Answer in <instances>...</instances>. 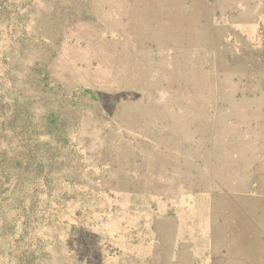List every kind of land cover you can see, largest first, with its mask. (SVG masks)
I'll return each instance as SVG.
<instances>
[{"label": "rangeland", "instance_id": "obj_1", "mask_svg": "<svg viewBox=\"0 0 264 264\" xmlns=\"http://www.w3.org/2000/svg\"><path fill=\"white\" fill-rule=\"evenodd\" d=\"M251 15L0 0V264H264V124L228 125L264 105Z\"/></svg>", "mask_w": 264, "mask_h": 264}, {"label": "crops", "instance_id": "obj_2", "mask_svg": "<svg viewBox=\"0 0 264 264\" xmlns=\"http://www.w3.org/2000/svg\"><path fill=\"white\" fill-rule=\"evenodd\" d=\"M262 7V6H261ZM243 12H248L245 10H241L238 8H235V10H232L228 17L233 16H240ZM250 20L253 21V26H247L246 28L240 27V26H233V28L240 34L243 35V37L251 43V45L255 48L262 47L264 48V21H259L256 18H252V15L250 17ZM263 22V23H262ZM257 24V25H256ZM236 116H235V123H228L229 130L232 129L235 130V132H230L229 135H233V137L230 138L232 141L233 138L236 140L239 145L243 146H253L260 144L258 142V138L260 139V130H261V124H264V105L263 104H243L242 106H237L236 108ZM262 130H264V126L262 127ZM253 139H256L253 140ZM238 140V141H237ZM236 143V144H237ZM244 181H238V183L242 184ZM247 184V181L246 183ZM244 184V185H245ZM243 185V186H244ZM251 186L254 187V182L252 181ZM251 192L249 189L246 191V193Z\"/></svg>", "mask_w": 264, "mask_h": 264}]
</instances>
